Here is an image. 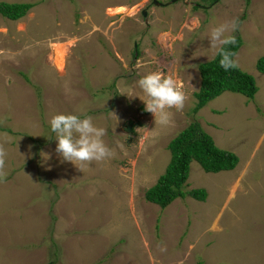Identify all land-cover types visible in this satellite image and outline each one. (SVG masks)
Here are the masks:
<instances>
[{
    "label": "rangeland",
    "instance_id": "obj_1",
    "mask_svg": "<svg viewBox=\"0 0 264 264\" xmlns=\"http://www.w3.org/2000/svg\"><path fill=\"white\" fill-rule=\"evenodd\" d=\"M1 1L31 7L15 20L0 14V264H264V73L255 67L264 0ZM233 18L234 59L257 92L246 102L223 90L194 112L198 66L214 57L205 35ZM57 46L66 48L61 68ZM147 49L187 96L167 126L140 99L143 70L158 69ZM54 113L91 116L113 156L81 170L62 162L49 138ZM193 120L238 162L206 172L192 160L184 190L203 187L206 199L161 208L145 191Z\"/></svg>",
    "mask_w": 264,
    "mask_h": 264
},
{
    "label": "trees",
    "instance_id": "obj_2",
    "mask_svg": "<svg viewBox=\"0 0 264 264\" xmlns=\"http://www.w3.org/2000/svg\"><path fill=\"white\" fill-rule=\"evenodd\" d=\"M216 0H209L210 3ZM30 3L0 2V14L8 19L23 17ZM237 43L230 45L229 49L236 53L241 45V38L235 35ZM137 52V47H136ZM256 67L264 73V55L256 60ZM200 75L199 89L193 93L196 103L193 111L203 108L207 102L223 90L242 93L250 98L257 91L254 78L249 73L238 67L225 71L219 65V57H213L198 66ZM132 130V128H130ZM170 159L162 174L155 184L145 191V199L166 207L177 197L189 195L197 200L206 199L203 187L184 190L186 179L189 175V163L197 161L206 172H218L233 169L238 162V156L230 150L219 148L215 145L212 136L205 131L200 123L193 120L187 127L175 135L167 145Z\"/></svg>",
    "mask_w": 264,
    "mask_h": 264
},
{
    "label": "clouds",
    "instance_id": "obj_3",
    "mask_svg": "<svg viewBox=\"0 0 264 264\" xmlns=\"http://www.w3.org/2000/svg\"><path fill=\"white\" fill-rule=\"evenodd\" d=\"M237 29L238 20L233 18L212 27L205 35L210 41L214 58L219 57V65L225 71L238 67V62L234 59L236 53L229 49L230 45L237 43L234 35ZM137 85L144 94L140 99L145 104V110L154 115L155 123L167 126L172 122V110L179 112L184 109L187 96L183 84L172 75L166 74L162 68L143 73ZM113 116L116 121L117 117L114 114ZM48 123L52 133L49 138L55 137V151L62 158V162H71L81 170L85 165L102 162L114 154L103 139L107 129L96 126L91 116L54 113ZM6 156L4 146L0 145V182L8 174L5 171Z\"/></svg>",
    "mask_w": 264,
    "mask_h": 264
},
{
    "label": "crops",
    "instance_id": "obj_4",
    "mask_svg": "<svg viewBox=\"0 0 264 264\" xmlns=\"http://www.w3.org/2000/svg\"><path fill=\"white\" fill-rule=\"evenodd\" d=\"M157 19H159V16H157ZM161 32H156V33H154V36H156L157 37V41L159 42V43H162V38H161ZM155 41V40H154ZM156 42V41H155ZM156 44V43H155ZM147 51H148V55H149V57L150 58H153V59H155L154 60V62H156L157 63V65H158V68H160V66L162 67V60L160 61V63H159V61H158V59H159V57H157V56H154V54H153V52H152V50L151 49H147ZM156 57V58H155ZM142 58V57H141ZM142 60V59H141ZM141 60L139 61L140 63H141ZM255 67H256V64H255ZM241 69V68H240ZM242 70V69H241ZM242 71H245V70H242ZM247 72V71H246ZM143 73H145V70H143ZM225 91H229V90H225ZM230 92H232V91H230ZM257 92V91H256ZM232 93H235V94H237V96H238V98L239 99H244L246 102H248V101H251V99L252 98H254V96L252 97V98H250V97H248V96H246V95H244V94H242V93H239V92H232ZM255 95V94H254ZM238 98H235V99H238ZM238 99V100H239ZM251 103V102H250ZM159 151H160V149L158 148V153H159ZM230 151H232V150H230ZM234 152V151H233ZM157 153V154H158ZM235 153V152H234ZM148 158H150V157H148ZM170 159V158H169Z\"/></svg>",
    "mask_w": 264,
    "mask_h": 264
},
{
    "label": "bare ground",
    "instance_id": "obj_5",
    "mask_svg": "<svg viewBox=\"0 0 264 264\" xmlns=\"http://www.w3.org/2000/svg\"><path fill=\"white\" fill-rule=\"evenodd\" d=\"M128 10V9H127ZM119 11V10H118ZM120 13V12H119ZM57 45V44H56ZM65 52H66V48H65V46H61V47H59V46H57L56 48H55V51H54V53H55V57H54V59H55V61L57 62V65H58V67H62V65H63V60H64V57H65Z\"/></svg>",
    "mask_w": 264,
    "mask_h": 264
},
{
    "label": "flooded vegetation",
    "instance_id": "obj_6",
    "mask_svg": "<svg viewBox=\"0 0 264 264\" xmlns=\"http://www.w3.org/2000/svg\"><path fill=\"white\" fill-rule=\"evenodd\" d=\"M148 1H150V2H152L153 4H156L157 6H159V7H162V5H164V4H166V2H162V1H159V0H148ZM171 1V0H170ZM173 1V0H172ZM143 12H144V14H143ZM153 15H156V16H159V14L160 13H158V12H156V11H153V12H151ZM142 14L144 15V16H146V11L145 10H143L142 11Z\"/></svg>",
    "mask_w": 264,
    "mask_h": 264
},
{
    "label": "water",
    "instance_id": "obj_7",
    "mask_svg": "<svg viewBox=\"0 0 264 264\" xmlns=\"http://www.w3.org/2000/svg\"><path fill=\"white\" fill-rule=\"evenodd\" d=\"M143 14H144V12H143Z\"/></svg>",
    "mask_w": 264,
    "mask_h": 264
}]
</instances>
